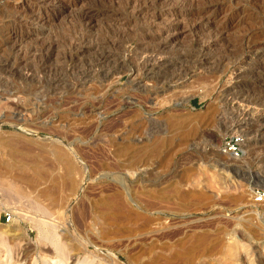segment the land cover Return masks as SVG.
<instances>
[{
    "label": "rangeland",
    "instance_id": "obj_1",
    "mask_svg": "<svg viewBox=\"0 0 264 264\" xmlns=\"http://www.w3.org/2000/svg\"><path fill=\"white\" fill-rule=\"evenodd\" d=\"M0 2V264H264V215L249 192L264 187V57L242 41L247 29L264 28V0L224 6L222 14L239 10L241 21L204 51L212 63L202 71L190 70L213 31H199L202 41L193 35L189 44L162 54L189 70L172 92L152 79L135 89L130 71L89 80L84 72L95 66L96 55L81 60L73 53L93 41L99 53L107 47L130 58L139 47L148 48L142 55L147 58L157 46L142 37L159 34L151 23L159 12L125 14L126 0H87L88 6L120 11L89 28L73 9L55 16L39 12L40 21L29 23L16 13L28 14L29 0ZM162 17L170 18L165 23L199 18ZM11 30L21 35L11 36ZM259 38L264 49V35ZM251 88L259 90L252 95ZM149 113L150 125L137 126ZM235 132L247 149L239 162L221 151ZM127 144L133 148L125 152ZM153 147L157 152L142 164ZM58 150L66 159L56 158ZM175 188L195 195L183 202ZM182 203L192 209L181 213ZM6 213L12 215L9 223L1 221Z\"/></svg>",
    "mask_w": 264,
    "mask_h": 264
},
{
    "label": "bare ground",
    "instance_id": "obj_2",
    "mask_svg": "<svg viewBox=\"0 0 264 264\" xmlns=\"http://www.w3.org/2000/svg\"><path fill=\"white\" fill-rule=\"evenodd\" d=\"M87 0H29L28 2V6H30L31 8V11L27 14H25L24 12H21L20 10L16 13L18 14H21V16L28 20L29 23H35L37 21V23L40 21V13L39 12H51V15L55 16L57 15L58 12L61 11V9H73L74 12L75 10L77 12H80V16H81V22H83L85 24V26H88L89 28H93L96 24H98L97 21L101 20V19H105L104 17L105 16H112V15H116L114 14V12H120L119 10L115 9V8H101V5L100 7H96V5H86L84 3H87L85 2ZM170 0H126L125 4H124V12L126 14V12H129L131 13L132 15L133 14H138V15H145L147 14L148 16V13L150 12L151 14L152 13H155L156 12H159L158 14H156L155 16L158 15L157 18L155 17H152L153 20H151L150 22L152 23L153 27L156 28V31H159V34L155 35V36H150L148 34L146 35H143V40L142 42H144L145 44H149V43H155L157 48L156 49H153V50H150V55L147 57V56H144V57H147V58H143L142 59V55H144L146 52H149V49L148 48H140L134 53L133 57H127L126 55H124L123 53H121V51L118 53V52H115L114 50H109L107 47H105L107 50H103L102 53H99V47L97 46L95 48V46H92L93 45V41L92 43L91 42H85V43H82L83 45L85 46H79L78 48H76V50L73 52L75 57L79 58L82 60V58H85L86 56H89L90 55L92 56L93 54L96 55L97 58H95L94 60H96V64L95 66H90L89 68L86 69V72H84V76L85 77H88V79H93V78H98V79H102L103 81L107 80L108 78H110V76H113V74L117 73L119 74L120 70L121 71H130V72H134L135 73V79L133 78V80L131 81V84L133 87L138 88L139 90V87H142V88H145V85L144 81H146L145 83H147V81H150L151 79L153 80L154 83H156L158 86L161 85V86H164L166 85L167 86V90H170L171 92L174 91L175 89L177 88H180L182 87L181 85L183 83H185L186 81L184 80V74H187V72L189 71L188 69H182L180 68L179 66V63L178 62H173L172 61V58L171 60H168L164 57V53L165 52H168L172 49H174L176 46L178 45H182L184 43H188L189 42H186V41H192L191 39L190 40H187L189 37L191 36H195L196 40L198 42L202 41V40H198V36L196 35L197 32L199 31H206V30H209V31H213L215 32L214 36L212 37V35L209 38V40L207 41H203L201 43V48H200V51L198 53V60L199 61V64L197 65H194L192 67V71L193 73L196 74V72L199 70V71H202L203 69H205V65L206 63H212L211 62V58H209L207 55V53H205L204 51L208 48V47H211V46H214V45H218L222 39V37H226V35L228 34V30L230 28H232L233 26L237 25L240 23L241 19L239 18V14H240V11H235L233 13H225V14H222V10L224 9V6L225 5H230L232 0H215V1H211V2H199L197 0H193V2L195 3H191L189 5H185V3L181 2L180 4L176 5H171L170 3H168ZM175 1V0H173ZM172 1V3H173ZM179 1V0H178ZM187 1V0H185ZM209 1V0H207ZM180 2V1H179ZM1 3V2H0ZM188 3V2H187ZM117 4V3H115ZM159 4V8L156 7V5ZM112 5V3H111ZM210 5H212L213 9H212V12H209L208 14H206L209 10V7H211ZM232 5V4H231ZM99 6V4H98ZM104 6V5H103ZM102 6V7H103ZM174 6V7H172ZM35 7L37 8L36 11H33V8L35 9ZM114 7V6H113ZM118 7V6H117ZM116 7V8H117ZM5 9V8H4ZM3 8H0V14L3 15ZM122 9V8H121ZM5 11V10H4ZM31 12H37L35 14L31 13ZM113 12V13H112ZM123 12V11H122ZM23 13L25 15L28 16V18L25 17V15H23ZM112 13V14H111ZM149 13V14H150ZM178 13H183V15L186 13V15H197L199 16V18H196L195 21L193 23H189L192 19H186V18H176V17H173L175 19L172 18L171 22L170 23H165V21L169 20L168 18L166 19L165 17H162V15H170V14H178ZM11 14V13H10ZM9 14V15H10ZM15 14V13H14ZM78 14V13H77ZM124 14V13H123ZM12 15V14H11ZM10 15V16H11ZM161 15V16H160ZM252 15V14H251ZM264 15V14H263ZM137 16V15H136ZM146 16V15H145ZM160 16V17H159ZM176 16V15H175ZM178 16V15H177ZM259 16V15H258ZM3 17V16H2ZM79 17V16H78ZM113 17V16H112ZM115 17V16H114ZM144 17V16H143ZM170 17V16H169ZM185 17V16H184ZM1 18V16H0ZM4 18V17H3ZM2 18V19H3ZM6 18V17H5ZM20 18V17H19ZM116 18V17H115ZM115 18H111L112 20L114 21H122L123 19L118 17L117 16V20ZM155 18V19H154ZM262 19V18H261ZM264 19V18H263ZM128 20V19H127ZM246 20V19H245ZM257 20L256 19V23H257ZM35 21V22H33ZM193 21V20H192ZM15 22V21H14ZM20 22V21H19ZM128 22V21H127ZM243 22V21H242ZM23 23V22H22ZM27 23V22H26ZM36 23V24H37ZM255 23V22H254ZM255 23V24H256ZM263 23L264 22H261L260 24L263 26ZM43 24V22H42ZM102 24V23H101ZM107 24V23H105ZM125 24H128V23H125ZM149 24V23H148ZM253 24V25H255ZM45 27H47L49 24H43ZM43 25L41 27H43ZM82 25V24H81ZM119 25V24H118ZM8 26V25H7ZM150 26V25H149ZM251 27V26H250ZM264 27V26H263ZM249 28V27H248ZM213 29V30H212ZM126 30V29H125ZM7 31V30H6ZM120 31V30H119ZM150 31V30H149ZM148 31V33H149ZM244 31V29H243ZM142 32V31H141ZM153 32V31H152ZM208 32V31H207ZM9 33V32H7ZM202 33V32H201ZM11 36L13 37H17L19 35H21L19 33V35H17L18 33L15 31V30H11L10 32ZM156 34V33H155ZM200 34V33H199ZM203 34V33H202ZM244 34V32H243ZM40 35V37H42L41 33L38 34ZM89 35V34H88ZM154 35V34H153ZM204 35V34H203ZM264 35V28H260L259 26L257 27H251L249 29H247V31L245 32L243 36V40L242 41H245V44H249V49L251 50H255L257 52H260L261 54V57H264V49L261 47V42H260V36ZM10 36V35H9ZM7 37V38H10V37ZM201 36V35H200ZM241 36V35H240ZM6 37V36H5ZM38 37V36H37ZM82 37V36H80ZM100 37V36H99ZM127 37V36H126ZM203 37V36H201ZM200 37V38H201ZM207 36L205 35L204 38H206ZM124 38V37H123ZM139 38V37H137ZM194 38V37H192ZM211 38V39H210ZM6 39V38H4ZM2 39V40H4ZM21 36L19 37V40L18 41H21ZM72 39V38H71ZM79 40L81 38H78ZM83 39V38H82ZM92 39V38H91ZM141 39V38H140ZM203 39V38H202ZM264 39V38H263ZM125 40V39H124ZM129 40V39H127ZM138 40V39H137ZM195 40V39H194ZM241 40V38H240ZM7 41V40H6ZM9 41V40H8ZM15 41L17 42V40L15 39ZM72 41V40H71ZM91 41V40H90ZM228 41V40H227ZM77 42V41H76ZM95 42V41H94ZM97 42V41H96ZM4 43V42H3ZM9 43V42H8ZM11 43V42H10ZM75 43V42H74ZM80 43V42H78ZM80 43V44H81ZM102 43V42H101ZM218 43V44H217ZM15 44V42H14ZM103 44V43H102ZM142 44V43H141ZM196 44V43H195ZM200 44V43H199ZM198 44V45H199ZM239 44V43H238ZM9 45V44H8ZM51 45V44H50ZM95 45V44H94ZM144 45V44H143ZM187 45V44H186ZM242 45V44H241ZM263 45V44H262ZM146 46V45H145ZM239 46V45H238ZM264 46V45H263ZM18 47V46H17ZM16 47V48H17ZM101 47V46H100ZM153 47V46H152ZM180 47V46H179ZM186 47V46H185ZM247 47V46H246ZM245 47V48H246ZM13 48V46H12ZM15 48V49H16ZM104 48V49H105ZM189 48V47H187ZM199 48V47H198ZM14 49V50H15ZM93 49H95V51H93ZM103 49V48H102ZM188 50V49H187ZM190 50V49H189ZM198 50V49H197ZM247 50V49H246ZM18 51V50H17ZM71 52V51H70ZM189 52V51H188ZM210 52V51H209ZM208 52V53H209ZM251 52H254V51H251ZM126 53V52H125ZM249 53V52H248ZM72 54V52H71ZM162 54L163 57H162ZM193 54V53H192ZM207 54V55H206ZM18 55V54H17ZM20 55V54H19ZM26 55V54H25ZM33 55V54H32ZM73 55V54H72ZM205 55L207 57H205ZM242 54L240 53V55L238 56L239 59L241 60L240 56ZM131 56V55H130ZM190 56V55H189ZM258 56V55H257ZM167 57V56H166ZM179 57V56H178ZM177 57V58H178ZM260 57L259 60H262ZM21 58V57H20ZM170 58V56H169ZM92 59V58H91ZM219 59V58H218ZM238 59V61H240ZM250 59V58H249ZM257 59V58H256ZM27 60V59H26ZM174 60H176L174 58ZM178 60V59H177ZM182 59L178 60V61H181ZM235 60V59H234ZM91 61V60H89ZM263 61V60H262ZM95 62V61H93ZM112 62H114V67L113 69H109V70H106L105 68L108 67ZM183 62V61H182ZM222 62V60H221ZM232 62V61H231ZM230 62V63H231ZM260 62V61H259ZM186 63V62H185ZM255 63V62H254ZM93 64V63H92ZM182 64V63H181ZM229 64V63H228ZM232 64V63H231ZM204 65V67H203ZM6 66V65H5ZM113 66V65H112ZM10 67V66H9ZM184 67V66H183ZM234 67V66H233ZM236 67V66H235ZM3 68V67H1ZM7 68V67H6ZM13 68V67H10V69ZM75 68V67H74ZM78 68V67H77ZM84 68V67H83ZM110 68V66H109ZM112 68V67H111ZM238 68V67H237ZM253 68V66H252ZM4 69V68H3ZM9 69V68H8ZM21 69V68H20ZM80 69V68H79ZM12 70V69H11ZM18 70V68H17ZM168 70H171V74H169L168 76H166V72ZM262 70V69H261ZM8 71V70H7ZM14 71V69H13ZM263 71V70H262ZM19 72V71H18ZM169 72V71H168ZM186 72V73H185ZM235 72V71H234ZM251 72L255 73V70H252ZM249 72V73H251ZM258 72V71H257ZM14 73V72H12ZM236 73V72H235ZM15 74V73H14ZM3 75V74H2ZM209 75V74H208ZM81 76V75H80ZM115 76V75H114ZM186 76V75H185ZM206 76V75H205ZM245 76V75H243ZM233 77V76H232ZM115 78V77H114ZM252 78V77H251ZM262 79H264V73L262 72ZM88 80V81H89ZM80 81V80H78ZM82 81H83V78H82ZM93 81V80H92ZM257 81V80H255ZM58 82V81H57ZM87 82V81H86ZM263 82V81H262ZM264 83V82H263ZM262 83V84H263ZM58 84V83H57ZM61 84V83H60ZM74 85V84H73ZM58 86V85H57ZM175 86V87H174ZM177 86H180V87H177ZM76 86H73L72 89L74 90ZM102 87V86H101ZM132 87V88H133ZM185 87V85L183 86ZM250 87V86H249ZM252 87V86H251ZM65 88V87H64ZM78 88V86H77ZM257 88V87H256ZM256 88H251V92H252V95H253V92H257L258 90ZM228 89V88H227ZM220 90V89H219ZM261 90L264 92V84L261 86ZM236 91V90H235ZM57 92V91H56ZM251 92H248V93H251ZM261 92V91H260ZM229 93V92H228ZM235 94V93H234ZM172 95V94H171ZM223 95V94H222ZM249 95V94H248ZM262 95V94H261ZM261 95H258L259 97ZM239 96V94H238ZM221 97V96H220ZM241 97V96H240ZM246 97V96H245ZM258 97V99H259ZM224 98V97H223ZM250 99V98H249ZM251 100V99H250ZM256 100V99H254ZM101 102V101H100ZM255 102V101H253ZM257 102V100H256ZM260 102V101H259ZM261 102L264 104V99L261 100ZM261 103V104H262ZM154 114V113H153ZM153 114L149 113V116L145 117V119H140L139 121V124L137 126H145V125H148L149 123H151L154 118H153ZM261 117V116H260ZM259 118V117H258ZM260 122L261 123H264V116L259 118ZM169 122V120H168ZM260 123V124H261ZM241 123H237V126H239ZM254 124V123H253ZM150 125V124H149ZM174 125V124H173ZM136 126V125H135ZM262 125H260V129L258 131H260L262 128H261ZM133 127V126H132ZM258 127V128H259ZM263 127V126H262ZM257 128V129H258ZM257 131V130H256ZM162 132V131H161ZM264 132V131H263ZM258 133V132H257ZM261 134V132L259 133ZM264 136V133H262ZM258 135V134H257ZM173 137V136H172ZM175 138V137H174ZM132 139V138H131ZM136 139V138H135ZM126 141V140H124ZM258 141V140H257ZM136 143H139V140L136 141ZM141 142V141H140ZM167 141L164 140L163 143H166ZM132 144V143H131ZM139 145V144H138ZM144 147V146H143ZM133 146H131L130 144H127L126 146L123 147V149L126 151H128L129 149H132ZM137 148H142L141 146L137 147ZM137 148H134L135 151L137 150ZM134 151V152H135ZM247 149L245 148V145H243V156H245V154L247 153L246 152ZM157 152V148H151L149 151H146V155H145V158L141 159V163L142 164H146V161H148L147 159L148 158H151L155 155V153ZM56 158L57 159H64L66 157V153H64L63 151L61 150H58L57 152L54 153ZM230 156V155H228ZM242 157H232L230 156L228 161L232 160L234 162H239L242 158ZM66 159V158H65ZM263 160H264V157H263ZM139 161V162H140ZM70 167V165H69ZM71 170H72V167H70ZM72 178V176H69ZM70 178V179H71ZM33 180H31L32 182ZM30 182V183H31ZM71 182V180H70ZM35 182L33 181V184ZM72 183L75 185V183H77L74 179H72ZM71 183V184H72ZM32 184V185H33ZM56 186V185H55ZM174 191V196L178 199H181L183 202H187L189 199H192L195 195V193H193L192 191H188V192H184L182 191L181 189L179 188H175V190H172ZM49 191H45V196H47V193ZM44 193V192H42ZM165 193V191H164ZM48 196H49V193H48ZM123 201H126V200H123ZM121 202V201H120ZM193 202V201H192ZM119 203V202H118ZM125 203V202H123ZM138 203V202H137ZM192 204V203H191ZM190 204V205H191ZM120 206L123 205L122 203L119 204ZM127 205V204H126ZM139 207L145 209L146 211H150L149 209H147L144 205H140L138 204ZM146 205V204H145ZM188 203H182L180 204V210H181V213L182 212H188L191 208ZM213 205V204H212ZM194 206V205H193ZM192 206V207H193ZM118 207V204L117 206ZM130 207V206H129ZM195 207V206H194ZM123 208V206H122ZM126 208V206H125ZM124 208V209H125ZM128 208V207H127ZM212 208V207H211ZM119 209V208H118ZM119 210H122L121 207ZM194 210V209H193ZM151 212L153 214H159V213H162L161 211H157V210H152L151 209ZM126 216H130L129 213L130 212H126ZM135 214V213H134ZM118 215V214H117ZM135 217H139V215H136ZM11 264V262H10ZM14 264V263H13ZM17 264V263H16Z\"/></svg>",
    "mask_w": 264,
    "mask_h": 264
},
{
    "label": "built area",
    "instance_id": "obj_3",
    "mask_svg": "<svg viewBox=\"0 0 264 264\" xmlns=\"http://www.w3.org/2000/svg\"><path fill=\"white\" fill-rule=\"evenodd\" d=\"M243 136L238 133H232L226 136L224 143L221 147V151L232 157H242L244 152L242 149ZM250 196L255 204L258 205L260 211L264 215V187L252 186L250 187ZM12 219V215L6 213L4 218L1 219L3 223H9Z\"/></svg>",
    "mask_w": 264,
    "mask_h": 264
}]
</instances>
